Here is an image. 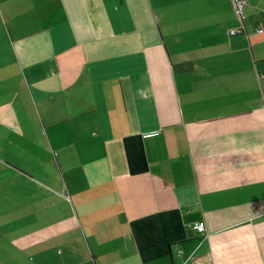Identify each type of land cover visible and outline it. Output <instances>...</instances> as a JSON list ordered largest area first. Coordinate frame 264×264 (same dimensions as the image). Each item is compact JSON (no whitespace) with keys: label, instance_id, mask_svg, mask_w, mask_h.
I'll return each instance as SVG.
<instances>
[{"label":"crops","instance_id":"crops-1","mask_svg":"<svg viewBox=\"0 0 264 264\" xmlns=\"http://www.w3.org/2000/svg\"><path fill=\"white\" fill-rule=\"evenodd\" d=\"M244 13L0 0V264H264V0Z\"/></svg>","mask_w":264,"mask_h":264},{"label":"built area","instance_id":"built-area-1","mask_svg":"<svg viewBox=\"0 0 264 264\" xmlns=\"http://www.w3.org/2000/svg\"><path fill=\"white\" fill-rule=\"evenodd\" d=\"M234 3V8L236 11V14L244 20L246 18L245 13H244V7L246 5V0H233ZM257 32H263L262 28H258ZM245 33L244 27H239V28H233L229 31V34L234 36V35H239ZM259 78H264V73H259ZM193 230L197 232L200 235H207V230H206V224L204 221H199L193 224L192 226Z\"/></svg>","mask_w":264,"mask_h":264}]
</instances>
